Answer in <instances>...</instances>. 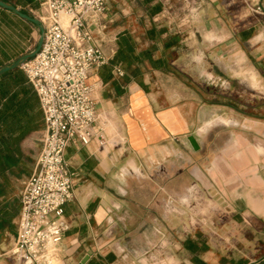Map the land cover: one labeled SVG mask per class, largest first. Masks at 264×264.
<instances>
[{
    "label": "rangeland",
    "instance_id": "1",
    "mask_svg": "<svg viewBox=\"0 0 264 264\" xmlns=\"http://www.w3.org/2000/svg\"><path fill=\"white\" fill-rule=\"evenodd\" d=\"M22 8L39 20L38 6ZM262 12L261 0H109L99 32L92 35L104 51H110L115 46L112 37L129 32L138 39L132 41L136 53H149L150 60L138 64L145 79L161 83L156 92L184 98L191 90L205 106L201 119L210 117L225 125L224 137L251 116L253 142L264 139ZM256 32L261 37L250 39ZM39 37L37 27L18 19L0 25V44L17 56L33 51ZM42 140L43 132L31 133L11 154L12 165L0 161V255L13 247L17 202L35 170ZM151 176L134 169L128 183L112 184L116 188L112 227L97 233L101 247L91 252L98 258L114 255L113 264H189L194 242L199 256L217 252L207 246L215 233L198 230L203 217L184 216L181 211L222 207L224 202L202 199L196 185L185 193L182 185L165 183L163 174L160 183H153ZM51 264H63L59 252Z\"/></svg>",
    "mask_w": 264,
    "mask_h": 264
},
{
    "label": "crops",
    "instance_id": "2",
    "mask_svg": "<svg viewBox=\"0 0 264 264\" xmlns=\"http://www.w3.org/2000/svg\"><path fill=\"white\" fill-rule=\"evenodd\" d=\"M261 5L264 15V0ZM17 8L23 12L22 7ZM11 18L36 27L0 8V25ZM100 25V19L90 22L91 32H99ZM126 35L134 43L138 40L129 32H117L112 37L116 47L110 51H104L94 40L107 59L88 79L98 115L96 128L104 130L105 144L100 146L97 139L88 145L75 141L66 150L74 198L65 205L60 220L58 252L62 263L79 264L86 255L90 260L98 258L91 251L98 252L101 247L97 233L112 227V193L116 189L112 184L128 183V174L136 169L142 174L149 172L153 183H160L163 174L169 186L182 185L187 193L196 185L202 199L224 202L222 207L181 211L184 216L203 217L197 226L199 232L215 233L207 246L217 252L199 256V245L194 242L189 264H264V139L252 142L251 116L224 137L225 125L210 117L201 119L205 106L193 98L191 90L184 98L173 92H156L161 83L145 79L138 63L128 66L115 61L119 38ZM260 37L256 32L250 39ZM19 57L6 44H0V68ZM190 136L196 138L198 151L191 147ZM20 212L19 198L14 224ZM16 233L17 227L11 247ZM11 260L8 254L0 255V264Z\"/></svg>",
    "mask_w": 264,
    "mask_h": 264
},
{
    "label": "built area",
    "instance_id": "3",
    "mask_svg": "<svg viewBox=\"0 0 264 264\" xmlns=\"http://www.w3.org/2000/svg\"><path fill=\"white\" fill-rule=\"evenodd\" d=\"M108 2L37 0L43 43L21 69L40 103L43 140L35 170L21 193L9 264H51L62 240L64 207L74 198L66 150L75 141L88 145L97 139L100 146L105 144L104 130L96 128L98 115L88 79L107 59L94 43L89 23L100 19Z\"/></svg>",
    "mask_w": 264,
    "mask_h": 264
},
{
    "label": "trees",
    "instance_id": "4",
    "mask_svg": "<svg viewBox=\"0 0 264 264\" xmlns=\"http://www.w3.org/2000/svg\"><path fill=\"white\" fill-rule=\"evenodd\" d=\"M20 7H37L36 0H2ZM150 60L149 53H136L129 36H121L118 41L117 63H133ZM153 64V61H151ZM155 64V63H154ZM43 113L36 92L21 68L0 77V161L5 166L12 165L11 154L31 133L43 130ZM115 259L109 254L104 258H92L87 264H110Z\"/></svg>",
    "mask_w": 264,
    "mask_h": 264
},
{
    "label": "water",
    "instance_id": "5",
    "mask_svg": "<svg viewBox=\"0 0 264 264\" xmlns=\"http://www.w3.org/2000/svg\"><path fill=\"white\" fill-rule=\"evenodd\" d=\"M0 8L8 10V11L12 12L13 14L17 15L18 17H20L21 19L33 24L34 26H36L38 28V30L40 32V37H39L36 48L33 51H31L30 53H27V54L19 57L14 62L1 67L0 68V77H1L10 71L21 68L22 65L26 61L33 58L38 53V51L40 50L42 43H43L44 27H43L42 23L37 18H35L34 16H31L27 13L22 12L20 9H18L17 7H15L11 3H7V2L0 0ZM188 141H189V143H190V145L194 151H198L200 149V146H199V144H198V142L194 136H190L188 138ZM89 260H90V256L86 255L81 260V262L79 264H87Z\"/></svg>",
    "mask_w": 264,
    "mask_h": 264
}]
</instances>
